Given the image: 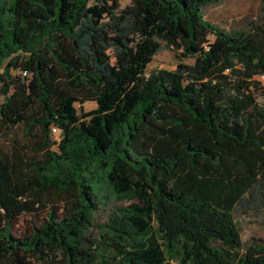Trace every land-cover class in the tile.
Listing matches in <instances>:
<instances>
[{
	"label": "trees",
	"instance_id": "trees-1",
	"mask_svg": "<svg viewBox=\"0 0 264 264\" xmlns=\"http://www.w3.org/2000/svg\"><path fill=\"white\" fill-rule=\"evenodd\" d=\"M220 1L0 0V264H264L235 218L264 200V0L236 32ZM163 50L194 63L147 72Z\"/></svg>",
	"mask_w": 264,
	"mask_h": 264
},
{
	"label": "rangeland",
	"instance_id": "rangeland-1",
	"mask_svg": "<svg viewBox=\"0 0 264 264\" xmlns=\"http://www.w3.org/2000/svg\"><path fill=\"white\" fill-rule=\"evenodd\" d=\"M121 5L127 3L128 0H120ZM260 9L259 0H223L216 4L208 5L204 8V16L207 20L216 24L229 32L248 29L251 22L258 19ZM194 63V58H177L172 51L163 50L154 55L152 61L147 65L146 71L155 68L175 69L178 65H191ZM264 94V84L262 86ZM262 97H258L261 101ZM79 109V103L75 104ZM95 107V102L85 101L83 103L84 110H90ZM11 136L22 142L26 138L19 130H12ZM52 138H57V134L51 135ZM129 202L110 203L99 210L96 214L97 223H102L107 214L116 206H123ZM32 215H23L18 218L13 224V230L18 234L23 233L29 225ZM235 218L241 232L242 252L246 251L249 244L257 243L264 245V200L251 203L248 201L246 206L239 208L235 212ZM155 226V224H153ZM98 236L97 231H93ZM169 264H181L179 259H168Z\"/></svg>",
	"mask_w": 264,
	"mask_h": 264
},
{
	"label": "built area",
	"instance_id": "built-area-1",
	"mask_svg": "<svg viewBox=\"0 0 264 264\" xmlns=\"http://www.w3.org/2000/svg\"><path fill=\"white\" fill-rule=\"evenodd\" d=\"M264 77V76H263ZM54 131V129H52Z\"/></svg>",
	"mask_w": 264,
	"mask_h": 264
}]
</instances>
